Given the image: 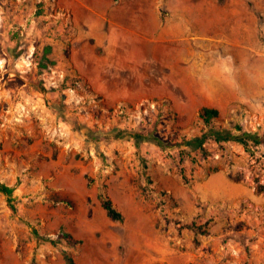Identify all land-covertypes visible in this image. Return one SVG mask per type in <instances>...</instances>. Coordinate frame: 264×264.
I'll return each instance as SVG.
<instances>
[{"label": "rangeland", "instance_id": "374dc122", "mask_svg": "<svg viewBox=\"0 0 264 264\" xmlns=\"http://www.w3.org/2000/svg\"><path fill=\"white\" fill-rule=\"evenodd\" d=\"M174 19L190 39L157 59L140 35ZM115 38L147 68L136 100L109 101L80 69ZM193 51L209 54L211 79H187ZM216 100L218 128L261 142L210 137L182 155L173 144L207 129L200 110ZM0 181L17 186L18 208L0 191V264H264V0H0ZM82 216L95 236L76 235Z\"/></svg>", "mask_w": 264, "mask_h": 264}, {"label": "crops", "instance_id": "0c3cea01", "mask_svg": "<svg viewBox=\"0 0 264 264\" xmlns=\"http://www.w3.org/2000/svg\"><path fill=\"white\" fill-rule=\"evenodd\" d=\"M152 3H157L160 0H151ZM170 23H167V26H169ZM160 32L158 35H151L149 38L148 36H143L140 42L143 43V45L151 44L153 47V54L155 58L160 60H168L170 58L167 55V50H164L166 48L165 44L166 42L171 43H178L181 41L189 40L190 38L186 37L188 33L191 31L189 30L186 22L184 23V29L177 31L175 34L172 35L170 30ZM112 40V39H111ZM113 41V40H112ZM111 41V42H112ZM120 39H114V46H112L109 50V52L106 54L105 58L98 59V56L95 57V55H91L92 63H90V66H86L85 68H80L84 73H87V75L90 77V80L92 82V85L94 88L102 92L106 95V98L109 101H117L121 99H137L140 96L144 95L146 93V77H147V68L145 64H140L138 60H134L133 56L135 58V54H127V48L119 47L116 45L117 42H119ZM97 58V59H96ZM189 64L187 67H185V73L187 79H192L196 77V75L199 76L200 72H202V75L207 74L208 72V78L211 79V76L214 75L216 66L211 65L209 62V54L208 53H194L191 52L190 55H188ZM77 60V58H76ZM196 80V78H194ZM211 82V81H210ZM213 83V84H212ZM209 85L210 90H218L219 87L212 82ZM207 88V85H205ZM217 99V98H215ZM212 102L209 105H214L216 107H220L219 103ZM208 105V106H209ZM81 206L85 208L89 204V200L94 199V195L91 191L83 192L80 196L77 198ZM81 219L83 222L86 221V224L84 225V232L79 233L76 235L86 237V236H95V232L97 229L100 228L99 222H94L91 219L86 218L85 216H82ZM17 263L16 264H22V260L18 259L17 256H15ZM93 259L92 256H78L77 260L79 262H83L85 260H91ZM95 262H99V258L93 259Z\"/></svg>", "mask_w": 264, "mask_h": 264}, {"label": "trees", "instance_id": "16d2710c", "mask_svg": "<svg viewBox=\"0 0 264 264\" xmlns=\"http://www.w3.org/2000/svg\"><path fill=\"white\" fill-rule=\"evenodd\" d=\"M51 51V45H48L44 50V59H48V54ZM220 115V109L215 106H203L200 110V116L203 118L207 125V129L198 135L193 136L192 138L186 139L185 143L188 145V148H184L182 143L173 144V146H179L182 155L187 153H191L193 149H206L205 142L210 138L214 137L217 141H224L234 139L240 141L241 143L249 146L250 141L253 140L256 144L261 142L260 137L257 133H252L249 131H243L239 134H234L231 130L226 128H218L215 125V119ZM238 128H242L241 125L237 126ZM124 129H119L116 132L117 137H122L124 135L129 134L133 138H135L136 142L140 144L142 141H150L154 142L164 148H167L172 145L171 142H168L163 136L157 134L154 130L149 131L148 133L140 132V131H129ZM17 186L11 185L5 181H0V191L7 195L8 201L15 212H17V204L16 199L17 196L15 194ZM100 197L102 200V204L107 210L108 214L114 217L115 219H122L124 217L123 212L115 205L113 199L107 192H101ZM38 233V232H36ZM70 233L61 234V236H70ZM69 263H74V259L72 256H66Z\"/></svg>", "mask_w": 264, "mask_h": 264}, {"label": "bare ground", "instance_id": "6f19581e", "mask_svg": "<svg viewBox=\"0 0 264 264\" xmlns=\"http://www.w3.org/2000/svg\"><path fill=\"white\" fill-rule=\"evenodd\" d=\"M169 3V2H168ZM170 25L166 26L167 29H165L164 31L167 30H174L175 32L183 30L184 29V21H177V20H170L169 21ZM234 42V41H233Z\"/></svg>", "mask_w": 264, "mask_h": 264}]
</instances>
